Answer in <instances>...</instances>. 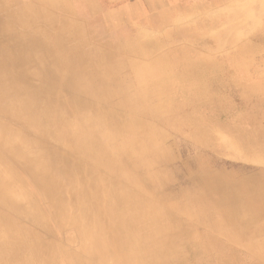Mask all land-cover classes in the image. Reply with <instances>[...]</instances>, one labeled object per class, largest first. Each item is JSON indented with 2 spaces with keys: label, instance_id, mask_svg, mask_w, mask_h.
<instances>
[{
  "label": "rangeland",
  "instance_id": "374dc122",
  "mask_svg": "<svg viewBox=\"0 0 264 264\" xmlns=\"http://www.w3.org/2000/svg\"><path fill=\"white\" fill-rule=\"evenodd\" d=\"M215 1L212 5V0H0L1 25L28 11L34 14L37 26L45 23V32L29 33L22 44L38 50V42L46 40L50 49H55L60 42H51V38L59 37L67 27L63 35L70 42L63 45L71 49L64 60L58 52L52 56L39 53L31 61L18 63L15 71L27 75L29 83L15 97H3L0 92V130L15 131L31 142L24 152L41 153L63 168L89 171V180L93 178V184L101 189L99 199L108 200L104 191L110 186L116 196L131 193L141 202L143 213L150 207L156 239L136 233L143 237L136 248L144 253L147 246L157 245L165 257L160 264H264L253 250L264 246V231L245 236L243 224L233 221L220 234L206 221L223 222V212L215 218L210 212L194 211L204 205L203 200L214 203L215 185L223 191L233 183L238 190L247 191V180L264 178V0ZM40 15L47 16V21L40 20ZM20 34L17 28L11 33L0 32V45L19 43ZM77 38L84 42L78 51L72 49ZM218 44L223 45V58L214 56L212 65H203V56L209 58L210 54L202 51V45L213 52ZM135 49L138 56L132 54ZM236 56L243 58L241 67ZM39 88L43 99L57 96L56 103L76 100L77 113L68 111L64 123H74L79 132L89 133L93 121L104 120L99 134L85 140L101 146L98 150L106 154L107 165L108 154L122 151L124 146L132 144V153L128 151L122 162L116 159L111 171L98 168L88 157L93 153L90 147L85 148L84 157H78L57 145L55 139L11 118L5 107ZM77 118L80 121L76 122ZM131 121L130 131L117 128ZM0 161L14 178L10 197L23 196L24 190L29 207L33 203L44 207L42 197L35 194L43 183L27 177L33 176V171L21 170L3 150ZM131 169L132 182L128 184L119 172L130 173ZM69 172L55 169L51 173L71 185L66 191H80L81 180L75 171ZM208 179L210 187L204 185ZM91 192V201L85 202L87 210L94 209L96 195ZM74 196L73 202L78 199L77 193ZM250 199L257 203V194L250 193ZM238 203L246 206L249 201ZM138 206L131 204L132 211L136 208L134 213L141 216ZM0 211L14 221L20 233L29 231L41 250L58 248L64 264L83 253L79 225L96 219L81 218L78 211L72 218L66 215L59 220L46 211L38 216L44 220L39 223L38 217L18 216L6 207ZM120 211L128 213L130 206ZM263 223L264 218L258 219L255 226ZM239 235L245 241L231 239ZM27 236L22 234V240ZM90 264L105 263L95 260Z\"/></svg>",
  "mask_w": 264,
  "mask_h": 264
},
{
  "label": "bare ground",
  "instance_id": "6f19581e",
  "mask_svg": "<svg viewBox=\"0 0 264 264\" xmlns=\"http://www.w3.org/2000/svg\"><path fill=\"white\" fill-rule=\"evenodd\" d=\"M10 2L12 3V1ZM215 3L216 1L212 0L211 4L213 5ZM205 5L210 6V4ZM32 15L34 14L30 11L24 12L23 14L19 13L18 15L16 14L15 16H12L11 19L6 20L10 21L8 25L3 26L0 24V32L2 34L11 33L13 28L21 30V37L18 39L19 43L13 44V46L4 47L0 45V65H3L0 69V89L4 90V92L1 90L0 92L3 97H15L17 94H22L24 92V85L29 83L27 75H21L15 71L18 63L24 62V59H26V61H31L32 58H37L39 53L52 56L58 52L60 56H64L71 50L63 45L64 41L70 42V39L67 40L66 36L63 35L67 30V27L61 31L62 33L59 37L53 36L51 38V42L57 40L60 42L55 49H50L48 46L49 41L46 40H40L38 42L40 45V49L38 50L33 49L28 43L26 45L22 44L21 42L25 41V37L28 36L29 33H34L35 30L36 32H45L47 29L45 23L43 26H37V21L34 20L35 16ZM30 16H32V18ZM40 20L47 21V16L45 18L40 15ZM73 41H75V44L72 46L73 50L78 51L79 49L84 48V42H82L81 38L73 39ZM216 46L217 49H214L212 52L211 49L206 47V45H202V51L210 54L209 58L207 55L203 56V65H212L211 62L223 58L221 52V50L224 51L223 45L218 44ZM242 49L243 47L241 50ZM220 52L221 55L216 56V54H219ZM21 53L24 57H21ZM132 54L138 56L136 49L132 50ZM102 55L104 54H101L100 56ZM214 56L216 57V60H214ZM5 57H9L10 60L4 59ZM65 57L66 56H64L63 60ZM236 57V63L241 67L243 65V58H239V56ZM113 65L114 64L111 66ZM27 73L30 74L31 72L28 70ZM71 76L72 74H69V77ZM193 79L197 81L195 75ZM37 90L38 92L35 93L32 92V90H29L30 92L25 94V97L21 101L12 106L5 107L11 118L20 120L29 128L40 131L44 135H47V137L55 139L57 145L62 146L67 152H72L78 157H84L85 148L90 147V150L93 151L94 154L91 153L88 157L98 166V168L111 171L113 169L112 166H115L116 159L120 158L119 160L122 162V160H126L128 151L132 153V144L130 146H124L122 151L114 152L113 155L111 153L108 154L110 163L107 165L105 159L106 154L100 153L98 150L101 146L91 145L94 141L91 140L90 142H87L85 140L86 137L92 138L95 134H99L105 124L104 120L100 118L97 121H93L89 133L79 132L74 128V123H64L68 111H76L77 113V106L75 105L76 100L74 101L73 99L72 101L67 100L56 103L57 96L53 98L46 97L43 99V97L41 98V89L39 88ZM43 92L45 93V91ZM23 111L26 115L25 118H22L24 116ZM88 114L94 116L89 112ZM79 117H81L80 114ZM35 120H37L36 125L34 122ZM101 120L103 123H101ZM75 121L78 122L80 119L77 118ZM131 127L132 121L128 125L120 123L117 126L118 129L126 131H130ZM115 136L119 137L117 133H115ZM260 143H263V141ZM31 146L32 143L20 136L17 132L7 130L6 128L0 130V151L3 150L5 154L12 157L21 170H32L33 176L27 175L29 180L43 183L44 187L37 189L35 194L42 197L44 207L36 203H33V205L29 207L27 205L28 201H26L24 190L23 196L20 195L15 199L10 197L11 189L14 185V178L0 161V208L6 207L12 209L18 216L26 218L42 217L46 211H50L59 220L62 216L66 215H69V217L72 218L71 215L78 211L82 212H79L81 218H96L95 222H89L86 226L79 225L80 228L78 233L82 241L81 248L85 255L82 253L81 256H71L67 264H90V262L93 263L95 260L98 262H104L105 264H160V262L164 260L165 257L161 251L157 250V245L147 246L144 253L138 251L136 248L137 244H141V241L143 240V237L136 236L137 234L149 235L150 238L154 237V239H156L157 232L155 230V219L153 220V218H150L152 214V209L150 207H145L146 212L143 213L144 208H141V202L132 198L131 193L118 194L116 196L112 192L113 189H111L110 186H107L106 191H104L107 194L108 200L99 199L101 196V189L99 186L93 184V178L89 180L90 176H92L89 171L79 167L63 168L61 165H54L56 162H54L52 158L50 159L41 153L23 151L24 148ZM126 147L127 149H125ZM262 148L264 149V145H262ZM55 169L62 174L70 173V169L72 174L75 171L77 179L81 180L80 191H66V186L71 185L69 183L65 184L61 179H57V177L51 173ZM121 174L124 175L122 176ZM119 176L130 184V182H132V169L130 170V173L120 171ZM68 177L71 179L74 178V176ZM211 183L212 181L210 182V179H208L204 185L211 186ZM246 185L249 188L247 191L238 190L239 188L237 185L234 186L233 183L229 185V189H224L223 191L215 185L216 190L212 192L214 203L212 204L210 200H201L204 205H202L201 208L195 209V214H198L200 211H205L214 214L216 218L217 216L220 217V213L223 212V217L221 216L223 222L218 221V219H215V222L212 219L206 221L207 224L209 222L210 228L215 227L220 234L225 233L222 228H226V226L233 221H238L243 224L245 236L246 234L249 235L256 231L259 233L263 232L264 223L260 225L259 228L255 225L258 219L264 218V178L257 176L253 181L249 182V180H247ZM3 186H6L9 190L3 191ZM91 190H93L94 194L97 196H95L96 198L93 197L95 203L94 209H92L94 211L93 214L92 210L85 209V202L87 200L91 201L92 199L90 198V196L93 195ZM76 193L78 199H74L75 202H73ZM98 193H100L99 196ZM250 193L257 194V203H261L260 205H256V200L250 199ZM112 201L115 202V204L112 203ZM240 201H249V203L246 206H241L238 203ZM132 203H136L137 206L139 205L137 209L139 213H142L141 216L134 213L136 208L132 211ZM129 206L130 211L128 213L120 211L123 207L128 208ZM79 221L80 219L77 220L78 223ZM38 222L44 223V220L38 217ZM13 223L14 221H12L11 218L3 215L0 211V263L6 260V264H64L61 261L63 259L62 253L58 248L51 246L43 248L45 251L41 250L40 246L36 243L35 237L30 234L29 231L20 233ZM130 230H132V233ZM22 234L26 236L28 235L27 238L22 240ZM237 237L241 240H243V238L245 239V237H241V235L236 237L232 236V238H230L235 241ZM251 238L253 237H250L247 241L251 242ZM132 240L136 244L135 246L132 245ZM163 243H165V241H163ZM253 250L258 253L256 255L260 256V259H264V246H257L256 248H253Z\"/></svg>",
  "mask_w": 264,
  "mask_h": 264
}]
</instances>
